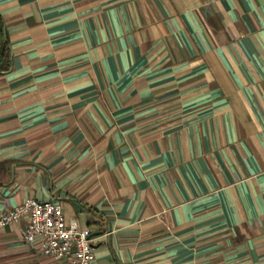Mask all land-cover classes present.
Returning <instances> with one entry per match:
<instances>
[{
    "label": "crops",
    "instance_id": "0c3cea01",
    "mask_svg": "<svg viewBox=\"0 0 264 264\" xmlns=\"http://www.w3.org/2000/svg\"><path fill=\"white\" fill-rule=\"evenodd\" d=\"M0 219L28 199L96 264H264V0H0ZM0 225V264H69Z\"/></svg>",
    "mask_w": 264,
    "mask_h": 264
},
{
    "label": "built area",
    "instance_id": "2783aa9c",
    "mask_svg": "<svg viewBox=\"0 0 264 264\" xmlns=\"http://www.w3.org/2000/svg\"><path fill=\"white\" fill-rule=\"evenodd\" d=\"M27 220L24 240L36 245L43 255L69 264H96V248L92 231L67 223L63 207L51 201L28 199L5 213L0 225Z\"/></svg>",
    "mask_w": 264,
    "mask_h": 264
},
{
    "label": "trees",
    "instance_id": "16d2710c",
    "mask_svg": "<svg viewBox=\"0 0 264 264\" xmlns=\"http://www.w3.org/2000/svg\"><path fill=\"white\" fill-rule=\"evenodd\" d=\"M12 52L8 41L5 23L0 17V74L12 68Z\"/></svg>",
    "mask_w": 264,
    "mask_h": 264
}]
</instances>
